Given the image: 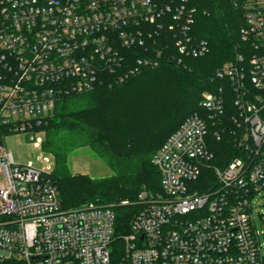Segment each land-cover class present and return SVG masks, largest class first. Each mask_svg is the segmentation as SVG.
Returning a JSON list of instances; mask_svg holds the SVG:
<instances>
[{"label":"built area","instance_id":"built-area-1","mask_svg":"<svg viewBox=\"0 0 264 264\" xmlns=\"http://www.w3.org/2000/svg\"><path fill=\"white\" fill-rule=\"evenodd\" d=\"M194 2L0 0V264H111L116 240L117 264H264V212L261 229L253 214L264 192V0L235 1L240 43L213 74L223 84L154 153L161 190L139 192L125 233L109 205L64 209L50 164L16 163L4 144L24 132L38 147L62 96L205 56ZM227 132L237 154L213 162L211 142Z\"/></svg>","mask_w":264,"mask_h":264},{"label":"trees","instance_id":"trees-1","mask_svg":"<svg viewBox=\"0 0 264 264\" xmlns=\"http://www.w3.org/2000/svg\"><path fill=\"white\" fill-rule=\"evenodd\" d=\"M235 1L195 0L193 32L207 41L205 56L184 57L181 65L163 62L111 88L100 85L56 102L53 116L41 127V145L54 158L50 177L64 209L88 203L109 205L116 213V234H123L139 211V192L161 190L152 157L188 115L200 110L202 93L223 84L213 74L234 59L240 43L243 20ZM225 106L227 113L233 110L228 98ZM82 146L96 153L113 174L93 179L71 174L68 154ZM210 148L216 163L237 154L228 132L212 141ZM120 244L116 240L113 245L112 264L121 257Z\"/></svg>","mask_w":264,"mask_h":264},{"label":"rangeland","instance_id":"rangeland-1","mask_svg":"<svg viewBox=\"0 0 264 264\" xmlns=\"http://www.w3.org/2000/svg\"><path fill=\"white\" fill-rule=\"evenodd\" d=\"M30 136V133L24 132L5 134L4 144L7 150L11 151L14 161L19 164L32 161L42 169H46L47 165L50 164V169H53V156L47 153L41 144L38 147L34 146L33 142L29 139ZM39 136L43 139V132H40ZM45 157L49 158L48 162L44 160ZM67 169L73 175H85L92 179L108 177L113 174L109 166L87 146L76 148L68 154ZM0 180H2L1 172ZM253 205L256 227L261 229L258 213L264 212V192L255 195ZM262 241H264V238H262ZM119 248L123 249L122 243L119 245Z\"/></svg>","mask_w":264,"mask_h":264}]
</instances>
